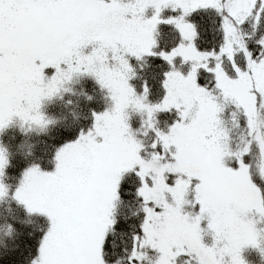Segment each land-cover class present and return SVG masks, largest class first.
Masks as SVG:
<instances>
[{"label": "snow or ice", "instance_id": "6c2138e0", "mask_svg": "<svg viewBox=\"0 0 264 264\" xmlns=\"http://www.w3.org/2000/svg\"><path fill=\"white\" fill-rule=\"evenodd\" d=\"M14 124L52 132L14 158ZM5 202L0 264L264 258V0H0Z\"/></svg>", "mask_w": 264, "mask_h": 264}, {"label": "trees", "instance_id": "16d2710c", "mask_svg": "<svg viewBox=\"0 0 264 264\" xmlns=\"http://www.w3.org/2000/svg\"><path fill=\"white\" fill-rule=\"evenodd\" d=\"M73 90L76 93H79L83 90H88L86 88V85L84 82L81 83H74L71 85ZM72 100V104H67L68 100ZM84 105L82 103L81 97L79 95H72L71 93L65 94V97L63 100L56 99L53 102H51L46 110L48 113L55 117H68V120L71 121L72 112L80 113L83 109ZM228 126L231 127V123H228ZM242 128H233L232 129V136L235 143H238L240 141V136L242 133ZM52 132V129L47 130L46 132H41L37 128H33L31 130H27V126H25V131H21L19 124H14L11 126L6 133L3 135L2 139L5 145L9 147L11 152L13 153L14 158L17 156H22L25 152L28 150V146L32 145L35 148H42L44 146V143L46 140H48V137L50 136ZM149 138H145V142H149ZM20 145H24V148L21 149ZM254 165H259L260 160L259 158L254 156L253 159ZM9 182H12L11 180ZM122 211L127 212L126 209H123ZM20 209H18L14 203H0V223H3V220L5 217H11L13 215L19 216ZM2 235V233H0ZM115 243L120 247V249H123V242L121 241L119 235L114 237ZM151 255V254H149ZM245 257L248 260L249 264H264V258H262L258 251L249 249L245 252Z\"/></svg>", "mask_w": 264, "mask_h": 264}, {"label": "rangeland", "instance_id": "374dc122", "mask_svg": "<svg viewBox=\"0 0 264 264\" xmlns=\"http://www.w3.org/2000/svg\"><path fill=\"white\" fill-rule=\"evenodd\" d=\"M260 163H261V161H260Z\"/></svg>", "mask_w": 264, "mask_h": 264}]
</instances>
